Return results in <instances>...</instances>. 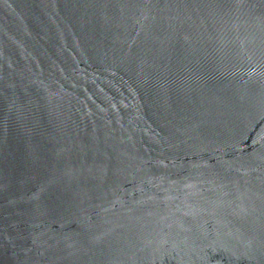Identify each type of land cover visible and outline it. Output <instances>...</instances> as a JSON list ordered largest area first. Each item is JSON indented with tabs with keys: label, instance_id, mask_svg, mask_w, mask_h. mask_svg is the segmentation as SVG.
I'll use <instances>...</instances> for the list:
<instances>
[{
	"label": "water",
	"instance_id": "1",
	"mask_svg": "<svg viewBox=\"0 0 264 264\" xmlns=\"http://www.w3.org/2000/svg\"><path fill=\"white\" fill-rule=\"evenodd\" d=\"M0 264H264V0H0Z\"/></svg>",
	"mask_w": 264,
	"mask_h": 264
}]
</instances>
